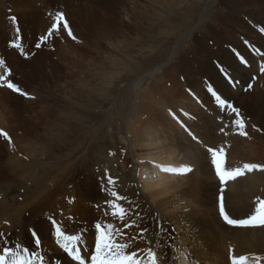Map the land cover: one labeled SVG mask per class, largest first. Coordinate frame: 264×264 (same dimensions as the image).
Instances as JSON below:
<instances>
[{
    "label": "bare ground",
    "instance_id": "1",
    "mask_svg": "<svg viewBox=\"0 0 264 264\" xmlns=\"http://www.w3.org/2000/svg\"><path fill=\"white\" fill-rule=\"evenodd\" d=\"M4 1L0 0V45L2 47V41L7 36V29L11 26L6 10L7 4L5 6ZM22 1L33 3L35 0ZM22 1L17 0V6ZM49 1L54 3V0ZM56 1L55 5L59 3V0ZM182 3L184 6L185 0H134L131 7L124 6L128 9V11L124 10V13H118L119 8L116 5V0H85L83 4L77 5V8H73L71 3L63 4L65 8L61 9L65 12L67 19L75 22L73 27H71L72 25L70 27L77 37L76 40L69 37L71 44L69 48L72 54L71 62L76 69L75 76L73 75L74 78L71 77V79H74L75 87L72 82H70L71 85L69 84L70 79L68 81L64 80L66 87L70 86L68 87L69 90L75 89V98L81 99L87 95L95 94L103 95L110 86V81H114V84L117 82V78L121 74L120 70H125L126 75L129 76L137 73L138 67L135 62L140 60V55L137 50L133 49L134 43L136 47L137 44L143 43L140 44L141 49L139 48L141 53L150 50L153 43L158 42L153 37V27L159 19L178 21L177 11ZM117 16L126 19L120 20ZM28 17H31L30 20ZM49 18L41 15L32 18V13L28 16L22 14L18 17L19 25H21V37L23 39L31 37L33 41L38 40L51 26L52 19ZM30 22H33V24ZM161 22L163 23V21ZM62 36V33H60L58 38L61 39ZM91 39L97 40L98 43L90 45ZM105 42H108V48H110L106 54L110 60L107 66L104 63L97 65L94 60L96 58L93 59L94 61L88 60L87 49L88 51L100 52L103 50L100 44ZM256 43H258L257 49L264 53V38L262 36L257 37ZM126 44H131L129 46L131 48H126ZM84 45H87L88 48L84 49ZM2 50L4 53L7 52V48ZM242 50L246 55V60L250 62L249 67L241 64L239 60H235L230 51L220 53V58L228 66L226 68L231 75L241 82L236 89L228 84L214 65L204 68V64L201 63L197 68L191 67L187 63L190 62L188 56L184 57L187 64L185 77L191 83H180L181 80H177L174 74L175 70L164 72L165 68L162 67L159 70H162L165 76L171 78L173 84L158 80L156 73L153 74L155 82L145 87H143L142 82L135 84L136 107L133 114L126 121V131L122 129L120 131L123 138L120 144L121 150L118 152L122 167L128 168L131 160H134V176L131 181L127 179L120 181L117 189L121 195L139 203V210L144 215L141 227L150 229V232L146 235L153 239V247L157 251V255L164 257L162 264H231L229 249H234V254L238 256L248 255L250 264H252L253 257L258 259L259 264H264V227H233L222 220L219 214L218 202L221 185L211 166V158L202 145L196 144L187 136L169 112V110L175 112L209 146H225L228 167H243L246 163L264 164V131H256L253 127L255 125L264 130V73H259V62L264 61V55L254 54L257 57V60H255L248 48L242 47ZM215 54L218 55V53ZM10 59L12 67L23 75H29L32 80L47 76L48 66L46 67L45 64L42 66L41 57L38 54L30 62L25 63L24 67L16 65L15 62L19 58L14 52H11ZM27 65L30 66L28 72L25 68ZM90 68L99 71L95 81L93 80L94 82L91 83L89 82L90 79L88 81L82 77V74H90ZM107 70L109 71L106 72ZM2 72L3 69H0V73ZM52 72L56 73L57 71L53 70ZM256 76L259 78L257 83H255L254 78ZM172 78H174V81ZM196 78L198 80L194 82L192 79ZM84 83L90 86L89 90L84 87ZM208 83L213 87L215 86L223 97L234 101L241 108V114L245 117L248 125L246 129L249 133L248 137L234 134L231 128L228 130V135L219 133V128L222 126L218 123L219 118L224 117L226 121L230 122L234 117L227 116L224 112L218 110L214 98L207 91ZM248 83H252L253 88L251 91L245 92L243 88ZM61 88H64L63 84ZM5 96H0V106H4L3 104L12 98L10 92ZM14 97L16 98L17 95ZM197 98L201 103L197 102ZM86 105L93 108L91 104ZM80 108L82 107L70 108L77 113V119L80 121L91 117L103 120L106 117L101 111L93 112L86 109L80 110ZM183 112H188L195 118L189 119L183 115ZM0 121H2L1 115ZM106 124L104 125L106 126ZM26 151L31 155L36 152L28 149ZM25 164L27 163L22 159L9 161L5 169L6 172H11H8L9 177L12 176L15 179L25 174ZM156 165L176 168L188 166L192 168V172L186 175H173L163 172ZM63 183L54 182L52 185L45 183L38 193L42 195L41 198L35 196L37 193L33 194L23 208L28 210L29 206L35 201L37 203H42L43 200L48 201L49 197L61 190ZM95 183L91 182L90 185L91 197H96L95 195L98 194L96 190H98L97 184L99 183ZM101 187L103 186L101 185ZM104 193L106 192L104 191ZM224 196L226 210L233 218L243 219L252 215L256 208L254 203L256 198H264V171L254 170L229 181ZM125 206L129 207L127 204ZM157 213L165 228H168L169 231L171 228L176 229L174 243L169 239L167 233L160 236L153 234L155 232L153 218ZM58 214L60 213H57L56 210L54 216L59 219ZM21 216L22 211L18 210V212L12 213L11 218L16 219V217L20 218ZM45 231L48 232L46 229ZM127 232L130 237L136 233V229H128ZM52 233L53 238H55L54 230ZM84 244L85 241H79L83 254L85 248L82 245ZM170 244L179 252L185 253L187 260L184 256H181L179 260L171 259L177 253L172 251V248L169 247ZM54 245L55 249L51 252L59 255L61 249L57 244L54 243ZM134 247L146 248L148 245L140 240ZM52 253L45 254L47 261H49V255ZM61 259H65V257L62 256ZM72 262L76 264V262Z\"/></svg>",
    "mask_w": 264,
    "mask_h": 264
},
{
    "label": "rangeland",
    "instance_id": "2",
    "mask_svg": "<svg viewBox=\"0 0 264 264\" xmlns=\"http://www.w3.org/2000/svg\"><path fill=\"white\" fill-rule=\"evenodd\" d=\"M84 2L85 0H59L56 6L54 4L57 3L56 0L54 3H50L49 0H35L33 3L22 1L17 6V0L4 1L5 6L7 4L6 10L9 19L10 16L18 18L22 14L28 16L31 13L32 18L36 15L49 18L47 13L53 11L54 14L57 10H63L61 8H65L63 5L65 3H71L73 8H77V5ZM133 3L134 0H116V5L119 8L118 13H124V10L128 11L124 6L128 8ZM177 12L178 21L159 19L153 27V37L158 42L153 43L150 50L141 53L139 48L143 43L137 44V47L134 43L133 49L137 50L140 55V60L135 62L138 67L137 73L134 72L135 74L130 77L126 75L125 70H120L121 74L118 76L117 82L114 84V81H110V86L108 85L110 88H107L105 94L87 95L81 99L74 97L75 89L69 90L70 86L66 87L64 84V80L68 81L74 78L76 69L71 62L70 39L63 27L60 31L63 35L61 39L56 37L42 48L37 49L35 44L38 40L33 41L31 37L23 39L21 30L19 38H17L18 41L16 40L15 25L10 20L11 26L7 29V36L2 41L3 47L0 45V58L2 57L12 67L10 58L11 52H14L19 58L15 62L16 65L24 67L25 63L30 62L38 54L41 57L42 66L43 64L48 66L47 76L38 80H32L29 75H23L12 67L14 82H18L35 99L21 97L7 88H0V96L6 97L5 95L9 92L12 95V98L8 100L9 103L3 104L5 107L0 106V115L2 116L0 129L7 131L12 137L11 144L0 137V232L5 235L10 234L9 239L12 243L19 242L23 246L33 249L34 242L29 229H35L41 238L42 252L44 254L52 253L56 242L53 238L52 231L54 229L48 219L49 216L57 219L67 234L81 236L80 240L85 241L82 246L83 248L87 246L88 251H91V246L94 244V225L97 221L114 222L119 226V221L111 215H104L105 201L112 197L102 191L101 185L105 186L106 180H101V177L107 172L117 178L118 182L113 189L115 191H118L117 185L120 181L133 180L134 160H131L128 168L122 167L118 152L121 150L120 144L123 138L120 131L126 129V121L136 107V83L142 82L145 87L155 82L153 74L156 73L158 80L173 84L171 78L163 73L168 70H175L174 74L177 80H181L180 83H191L185 77L187 64L184 57L186 56L190 60L187 63L191 67L197 68L202 63L204 68L214 65L219 70L218 65L228 67L221 60L220 53L230 51L233 58L239 60L233 49L245 58L243 47L248 48L253 59L257 60L249 45L257 48V37L264 38V33L260 31L261 28H264V25L262 26L264 23V0H185L184 6L182 3ZM167 13L170 15L169 12ZM117 17L120 20L123 19V17ZM30 18L28 17L29 20ZM68 22L69 25H72L71 27L75 24L73 20H68ZM30 23L33 24V22ZM19 27L21 28V25ZM13 39L18 43H23L24 50L34 52L35 55L30 60H25L18 49L10 46V41ZM245 41L248 43L246 44ZM94 43H98L97 40L91 39L90 45ZM130 45L126 44L125 47L129 48ZM86 46L84 45L83 48H88ZM100 46L103 49L100 52L87 49V59L96 58L94 60L97 65L104 63L107 66L110 61L106 56L107 50L110 49L108 48L109 44L105 42ZM1 48H7V52L4 53ZM247 61L250 65L249 60ZM29 67V65L25 66L27 72L30 71ZM162 67L165 69L159 70ZM51 70L57 72L53 73ZM89 71H91L90 74H82V77L88 81L90 79L91 83L95 81L99 71H96L95 68H90ZM46 73L44 74L46 75ZM259 73L261 72L259 71ZM71 77L73 78L71 79ZM254 78L257 83L259 78L257 76ZM70 80L69 84L71 85L70 82H72L74 86V79ZM192 80L196 82L198 78ZM62 84L63 89L61 88ZM84 87L89 90L90 86L84 83ZM15 95H17L16 98ZM86 104H91L93 108ZM79 107H82L80 110L101 111L106 117L103 120L91 117L80 121L77 119V113L70 109ZM103 122L104 124L108 123L105 126ZM27 149L36 152L31 155L26 151ZM109 153H115V155H109ZM18 159L28 163L26 169L28 173L25 172L24 176L23 174L19 176L21 178L14 179L12 176L9 177L8 172L10 171L6 172L5 167L8 166L9 161ZM43 180L45 181L43 182ZM51 182L64 183L61 190L49 197L48 201L43 200L42 203L35 201L28 210L23 208L33 194L37 193L35 196L40 199L42 196L38 194L40 188L45 183L52 185ZM91 182L99 183L97 184L98 190L94 188L98 193L95 195L96 197L90 196ZM18 210L22 211V216L16 217V219L11 218L12 213L18 212ZM56 210L57 213H60L58 214L59 219L54 216ZM62 256L65 259H61ZM48 262L49 264H75L62 249L59 255H56L55 252L49 255Z\"/></svg>",
    "mask_w": 264,
    "mask_h": 264
},
{
    "label": "snow or ice",
    "instance_id": "3",
    "mask_svg": "<svg viewBox=\"0 0 264 264\" xmlns=\"http://www.w3.org/2000/svg\"><path fill=\"white\" fill-rule=\"evenodd\" d=\"M52 19L51 26L47 31L38 38L35 48L40 49L50 41L59 37L61 27L72 39L76 40L77 37L73 34V31L69 25L66 14L62 10H57L53 14L52 12L47 13ZM10 20L15 25V32L17 38H19L20 27L19 21L16 16H10ZM260 31L264 33V28ZM247 44L248 42L245 41ZM10 46L19 50L20 55L25 60H30L35 53L25 51L22 43H17L15 39L10 41ZM250 49L256 55H264L259 49L249 45ZM240 63L249 66L248 61L240 55L238 51L233 49ZM220 73L227 80L228 84L236 89L240 86L241 82L235 79L231 73L222 65H218ZM0 69L3 72L0 73V88H7L13 93L25 97L28 99H35L28 91L24 90L18 82H14L13 68L7 64V62L0 58ZM259 70L264 73V61H261ZM254 79V78H253ZM253 88L252 83H248L243 88L245 92L251 91ZM207 91L214 98L217 108L220 112H224L227 116L234 117L230 122L226 121L224 117H220L218 123L222 126L219 128V133L228 135L229 129L231 128L234 134L248 137L249 133L246 130L248 125L245 117L241 114L242 110L238 107L234 101L223 97L213 86L208 85ZM197 102L201 103L197 98ZM183 111V110H182ZM172 118L180 125L183 131L187 134L198 145H202L208 156L211 158V166L214 169L215 176L221 185L220 194L218 197L219 202V214L222 220L233 227H251V226H262L264 227V198L257 197L255 211L252 215L246 218L239 219L233 218L226 210L224 191L229 181L235 180L237 177L243 176L248 172L254 170L264 171V164L257 163H246L243 167H228L227 166V152L225 146L212 147L205 143L196 131L185 123L175 112L169 110ZM183 115L189 119H194L188 112H183ZM256 131H264L255 125H253ZM0 137L12 143V137L9 133L3 129H0ZM109 155H115V153H109ZM160 167L163 172L173 175H186L192 172V168L185 167H165L162 165H156ZM101 180H106V185L102 187V191L108 193L112 198L105 201L106 210L105 216L111 215L115 220L119 221L117 226L114 222L97 221L94 225V244L91 246V251L85 247V252L82 254L79 241L81 236L69 235L61 227L60 222L49 216L48 219L54 229L55 242L60 249L71 258L76 264H162L164 257L158 256L157 251L153 247V239L148 235L150 229L148 227H141V221L144 220V215L139 210L140 206L138 202L130 200L127 196L121 195L118 191L113 190L117 184V178H114L110 173H105ZM125 204L129 205L126 207ZM99 207V205H97ZM155 222V236L167 233L169 239L174 243L175 228H165L164 223L160 220L159 214L157 213L153 218ZM7 223V222H6ZM128 229H136V233L129 237L127 232ZM34 242V248L30 249L27 246H23L21 243H12L9 239V235L0 232V264H49L46 260L45 254L41 249V238L35 231V229H29ZM143 240L148 247H134L136 243ZM123 241V242H122ZM158 245V241H157ZM172 251L176 252L177 255L171 257L173 260H179L181 256H184L187 260L185 253L179 252L178 249L169 245ZM229 259L231 264H250V257L248 255H235L234 249H229ZM252 264H259L257 258H252Z\"/></svg>",
    "mask_w": 264,
    "mask_h": 264
},
{
    "label": "crops",
    "instance_id": "4",
    "mask_svg": "<svg viewBox=\"0 0 264 264\" xmlns=\"http://www.w3.org/2000/svg\"><path fill=\"white\" fill-rule=\"evenodd\" d=\"M26 163H27V162H26ZM27 168H28V163L25 164V166H24V170H25L26 173H28V171H26ZM23 176H24V175H23ZM23 176H22V177H23ZM19 178H21V177H19ZM39 181H40V180H39ZM44 181H45V180H43V182H44Z\"/></svg>",
    "mask_w": 264,
    "mask_h": 264
}]
</instances>
